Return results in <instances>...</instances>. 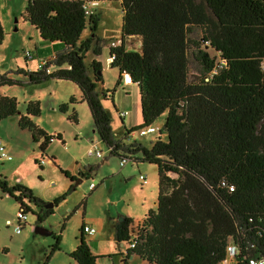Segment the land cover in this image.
I'll list each match as a JSON object with an SVG mask.
<instances>
[{
    "label": "trees",
    "instance_id": "trees-1",
    "mask_svg": "<svg viewBox=\"0 0 264 264\" xmlns=\"http://www.w3.org/2000/svg\"><path fill=\"white\" fill-rule=\"evenodd\" d=\"M119 1L121 32L119 40L107 44L114 57L110 66L118 70L116 85L128 73L129 84L138 88L141 118L125 128L123 138L150 127L165 112V140L157 136L143 145L114 138L102 103L113 90L97 88L103 84L96 59L103 42L96 35L100 15H86L85 0L26 1L23 19L38 32L34 55L45 64L17 68L19 78L0 73V87L48 79L77 84L109 154L157 166L156 210L137 221L123 216L112 222L127 256L139 257L141 264H223L227 246L234 244L233 264L264 259V0ZM86 28L89 33L82 37ZM4 34L0 21V44ZM127 37L140 38L139 47L128 48ZM89 51L94 58L87 64ZM190 56L197 66L191 74ZM17 111V99L0 94V119ZM39 114V101H28L18 125L40 142L44 155L61 134L39 127L32 120ZM71 118L77 120L74 113ZM94 167L85 165L78 176L89 177ZM61 172L75 180L68 170ZM0 189L19 204L18 214L37 205L41 222L53 212L23 184L0 177ZM84 225L69 256L76 264H97ZM52 236L42 264L60 249L61 234Z\"/></svg>",
    "mask_w": 264,
    "mask_h": 264
},
{
    "label": "rangeland",
    "instance_id": "rangeland-1",
    "mask_svg": "<svg viewBox=\"0 0 264 264\" xmlns=\"http://www.w3.org/2000/svg\"><path fill=\"white\" fill-rule=\"evenodd\" d=\"M26 1L0 0V21L5 30L0 44V73L13 78H19L15 72L17 68L35 70L38 66L34 46L39 36L23 19ZM85 1L92 13L100 15L96 35L102 37L103 42L102 52L96 59L102 65L103 84H98L97 88L99 91L113 90V96L110 94L102 103L110 113L114 138L143 145H149L157 136L165 140L162 128L165 112L151 124L155 131L145 134L135 131L127 139L123 138L125 128L138 125L141 118L138 88L125 83L123 78L116 85L118 70L109 62L107 44L120 37L121 32L120 1ZM88 33V29H84L82 37ZM27 52L34 58L27 59ZM92 58L94 55L89 51L85 62L88 64ZM190 67V74L197 69L191 56ZM0 94L18 101V111L0 119V151L6 154L0 157V177L10 185L20 183L29 187L44 204L62 197L43 221H37L40 207L31 204L27 219L20 222L19 204L0 189V264H42L54 242L52 234H61L60 249L52 252L47 264H76L69 254L79 242L83 223L95 228V232L85 234V238L91 251L98 255L97 264H141L139 257L125 255L126 246L115 240L112 222L123 216L137 221L148 211L156 210L157 166L132 159L120 165V158L109 154L107 145L93 130L88 105L82 100L78 85L71 81L48 79L39 83L5 85L0 87ZM34 100L40 103V114L32 120L49 134H61V140L52 139L44 155L40 154V142L32 139L27 128L18 125L26 104ZM63 104H66L64 108ZM121 111L125 112L122 119L119 117ZM73 113L76 121L71 118ZM41 158L44 163L40 162ZM85 165L95 166L94 171L89 177L78 176L79 169ZM61 169L68 170L75 180L71 181ZM141 174L144 179L140 178ZM90 184L94 187L90 188ZM19 222L23 225L17 232ZM37 226L51 234L37 233ZM228 261L226 259L223 264Z\"/></svg>",
    "mask_w": 264,
    "mask_h": 264
},
{
    "label": "built area",
    "instance_id": "built-area-1",
    "mask_svg": "<svg viewBox=\"0 0 264 264\" xmlns=\"http://www.w3.org/2000/svg\"><path fill=\"white\" fill-rule=\"evenodd\" d=\"M83 9H84V12H85L86 15H89V14L92 13V12L88 9V7H87V3L83 5ZM26 57H28V58H32L31 53H30V52H27V53H26ZM113 58H114L113 56H109V62H111V61L113 60ZM44 64H45V60H44L43 58H40V59L38 60V65H39V66H42V65H44ZM123 81H124L125 83H130V82H131V77H130V75H129L128 73H125V74L123 75ZM124 115H125V112H124V111L119 112V116H124ZM153 131H155V128H153V127L150 126V127L146 128V129H142V130H140L139 132H140V134H145V133H147V132H153ZM91 153H92V152H91ZM95 153H96L98 156L101 155V152H100V151H96ZM5 156H6L5 152H4V151H0V157H5ZM127 159H128V158H124V157L121 158V159L119 160V164H120V165H124V164L126 163ZM44 162H45L44 160H41V163H44ZM140 178L144 179V176L141 174V175H140ZM89 187H90V188H93L94 185H93V184H90ZM18 215H19V217H20V222H21V221H25V220L27 219V214L19 213ZM20 222L18 223V226H17V229H16L17 232L20 231V229H21V227H22V225H23V224H21ZM83 232H84L85 234H92V233L95 232V228L92 227V226H89V225H86V224H85L84 227H83ZM235 254H236V246H235L234 244H229V245L227 246V254H226V259L229 260V261H228V264H233V259H234ZM248 264H264V259H262V258H249V260H248Z\"/></svg>",
    "mask_w": 264,
    "mask_h": 264
},
{
    "label": "crops",
    "instance_id": "crops-1",
    "mask_svg": "<svg viewBox=\"0 0 264 264\" xmlns=\"http://www.w3.org/2000/svg\"><path fill=\"white\" fill-rule=\"evenodd\" d=\"M88 7V6H87ZM88 9L91 11L92 9L91 8H89L88 7ZM102 38V37H101ZM119 38L120 37H118L117 39H114L113 41H115V40H119ZM140 43H141V40H140V38H138V37H127L126 39H125V45L128 47V48H130V47H132V46H136V47H139V45H140ZM109 52V51H108ZM32 54V53H31ZM35 54V53H34ZM36 56V58H38V59H40L39 57H37V55H35ZM33 58H34V56H33ZM98 60V59H97ZM27 66V65H26ZM38 67V66H37ZM27 68V67H26ZM28 69V68H27ZM30 69V68H29ZM139 98H140V95H139ZM124 117V116H123ZM80 170V169H79ZM126 256H127V252H126V254H125ZM131 256H134V255H131Z\"/></svg>",
    "mask_w": 264,
    "mask_h": 264
},
{
    "label": "water",
    "instance_id": "water-1",
    "mask_svg": "<svg viewBox=\"0 0 264 264\" xmlns=\"http://www.w3.org/2000/svg\"><path fill=\"white\" fill-rule=\"evenodd\" d=\"M93 130L95 131L94 128H93ZM44 206L47 207V208H51L53 206V202L46 203V204H44ZM121 219H123V217L119 218V220H121ZM36 232L39 233V234H43V235H49V234H51L50 231H48V230H46V229H44L42 227H39V226L36 227Z\"/></svg>",
    "mask_w": 264,
    "mask_h": 264
}]
</instances>
